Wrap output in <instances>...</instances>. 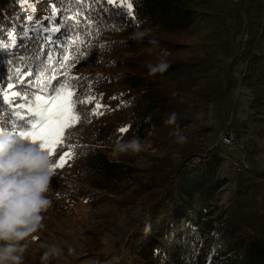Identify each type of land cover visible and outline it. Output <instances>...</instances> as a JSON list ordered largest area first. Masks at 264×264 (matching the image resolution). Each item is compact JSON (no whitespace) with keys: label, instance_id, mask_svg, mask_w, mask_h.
<instances>
[{"label":"trees","instance_id":"1","mask_svg":"<svg viewBox=\"0 0 264 264\" xmlns=\"http://www.w3.org/2000/svg\"><path fill=\"white\" fill-rule=\"evenodd\" d=\"M234 1L0 0V131L28 130L32 117L16 105L52 94L58 82L77 101L80 120L56 150V158L73 152L65 178H51L46 194L53 214L81 202L98 208L127 187L135 161L116 151L121 143L166 151L141 187L145 214L125 241V264H264V168L253 143H243L252 125H264V0ZM185 35L200 43L164 39ZM182 52L188 57H175ZM69 55L78 58L64 61ZM161 56L170 67L150 73ZM45 66L44 79H56L40 91L33 81ZM13 91L28 101L10 104ZM247 96L241 123L232 112ZM172 113L176 122L165 124ZM229 126L234 145L222 139ZM102 263L82 256L48 264Z\"/></svg>","mask_w":264,"mask_h":264},{"label":"rangeland","instance_id":"2","mask_svg":"<svg viewBox=\"0 0 264 264\" xmlns=\"http://www.w3.org/2000/svg\"><path fill=\"white\" fill-rule=\"evenodd\" d=\"M234 2H237L235 0ZM232 8L234 5L232 3ZM211 31V30H210ZM144 36V35H143ZM224 41H230L232 36L228 33L222 36ZM244 37L237 35L236 39L242 41ZM167 42L184 48H192L200 43L197 36L166 37ZM182 47V48H183ZM152 51H149V53ZM189 53V51H187ZM194 52V50H193ZM175 57L186 58L185 53H176ZM88 70V69H87ZM246 93V91H245ZM250 97L240 98V102L232 112V119L241 123L248 119L251 106ZM204 126H211V121H204ZM264 125H252L247 131V137L243 136L244 145L251 141L255 148V160L257 164L264 168ZM197 128V127H196ZM210 128V127H208ZM228 134L222 139L228 145H234V137L231 126L228 127ZM67 130V129H66ZM65 130V132H66ZM65 135V134H64ZM33 144H38L42 151H46L53 159L52 178H65L66 165L73 152L67 151L56 158L49 146L43 141H33L25 139ZM241 145H243L241 143ZM236 148V147H235ZM237 149V148H236ZM71 155H68V154ZM168 153V152H167ZM166 154V151L155 149L149 145L143 146L139 153L132 154L134 164H129L134 169V176L126 183L130 188H124L123 191L115 194L108 202L100 205L98 208H91L85 202L79 203L73 210L64 215L57 216L49 208L41 215L43 227L34 233L28 243V248L24 253L23 264H42L41 256L46 250L45 245L55 244L63 249V255L60 258L50 259L48 263L65 262L70 263L85 256L89 262L103 261L102 264H125L126 253L124 244L128 238L135 223L141 220L145 214L142 205V185L149 184L151 180L150 172L155 169L159 160ZM135 156V157H134ZM136 158H139L136 160ZM61 159H64L65 165L59 168ZM174 164L180 163V156L171 157ZM129 190V191H128ZM75 248L76 252L69 255L67 249Z\"/></svg>","mask_w":264,"mask_h":264},{"label":"clouds","instance_id":"3","mask_svg":"<svg viewBox=\"0 0 264 264\" xmlns=\"http://www.w3.org/2000/svg\"><path fill=\"white\" fill-rule=\"evenodd\" d=\"M137 33L134 38H142ZM170 67L165 56L156 64L149 65L150 73H164ZM177 116L172 113L165 124H174ZM178 143L186 137L179 136ZM138 139H130L117 146L122 154H136L142 150ZM53 159L42 151L38 144L26 141L13 130L0 131V264H23L24 253L30 238L42 227L41 213L51 201L47 198L50 180L54 175ZM41 256L42 264L60 258L63 249L55 244L45 245ZM69 255L75 248L67 249Z\"/></svg>","mask_w":264,"mask_h":264},{"label":"snow or ice","instance_id":"4","mask_svg":"<svg viewBox=\"0 0 264 264\" xmlns=\"http://www.w3.org/2000/svg\"><path fill=\"white\" fill-rule=\"evenodd\" d=\"M23 3H27L28 0H21ZM35 3V0H32ZM109 3H114L115 0H108ZM126 8L131 9L133 7L131 2H126L124 5ZM35 11V8H33ZM26 20L32 21L34 17L27 16ZM47 26L42 25V29ZM54 31L59 33L61 29L59 27L55 28ZM16 35V34H14ZM75 43V40L72 41ZM49 43H52V38L49 37ZM7 45L0 44V48H6ZM15 45H13V48ZM79 55V54H78ZM77 57L64 56L63 60L67 61L69 59H75ZM47 66L41 69L40 79L33 81L37 86L43 85L40 91H43L44 88H48L52 80H55L56 77L53 75L49 79H44L46 74ZM67 75V74H66ZM58 87L51 89L52 94L48 95H35L34 100L31 103H20L16 105L20 109H26L27 112L32 117L31 120L25 121L26 124L30 123V128L25 131H20L19 135L25 139H31L33 141H43L55 154L57 145H60L64 142L65 139V130L71 128L75 123L79 122L80 115L77 113V101L74 99V92L72 86L68 83H59ZM14 98H21L24 101H28L29 97L24 95L21 97L19 91L11 92V96L7 97L8 102L13 103ZM91 99V98H89ZM99 107V105H97ZM23 119L21 113H16ZM128 128H121V132H128ZM68 155H71L70 153ZM65 161L61 159L59 168L64 167Z\"/></svg>","mask_w":264,"mask_h":264},{"label":"water","instance_id":"5","mask_svg":"<svg viewBox=\"0 0 264 264\" xmlns=\"http://www.w3.org/2000/svg\"><path fill=\"white\" fill-rule=\"evenodd\" d=\"M229 130V129H228Z\"/></svg>","mask_w":264,"mask_h":264}]
</instances>
